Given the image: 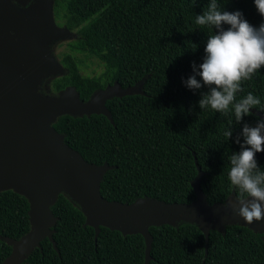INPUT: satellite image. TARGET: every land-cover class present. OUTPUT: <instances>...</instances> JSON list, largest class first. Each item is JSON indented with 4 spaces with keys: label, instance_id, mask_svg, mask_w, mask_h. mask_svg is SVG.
I'll list each match as a JSON object with an SVG mask.
<instances>
[{
    "label": "trees",
    "instance_id": "trees-1",
    "mask_svg": "<svg viewBox=\"0 0 264 264\" xmlns=\"http://www.w3.org/2000/svg\"><path fill=\"white\" fill-rule=\"evenodd\" d=\"M210 0H55V16L77 39L71 53L99 57L105 70L87 78L74 55L62 65L66 76L54 83L58 92L74 89L83 103L107 88L142 83V94L106 101L108 115L59 116L52 129L66 147L96 167L108 166L99 184L108 203L132 206L143 199L191 206L198 196L209 206L224 205L239 192L228 179L230 156L238 153L247 123L264 119V68L242 84L237 100L249 92L261 105L239 123L234 113L202 110L207 86L189 89L185 81L205 58L211 30L195 23ZM222 11H240L252 26L264 23L254 0H218ZM230 26L224 25L227 30ZM200 80V77H197ZM203 84V81L200 80ZM231 129L232 138L224 133ZM264 170V153H257ZM32 205L15 190L0 191V264L32 231ZM55 219L51 237L43 238L21 264H264V235L248 226L230 225L205 234L197 225L150 226V249L144 234L87 224L86 214L59 194L50 207Z\"/></svg>",
    "mask_w": 264,
    "mask_h": 264
},
{
    "label": "rangeland",
    "instance_id": "rangeland-1",
    "mask_svg": "<svg viewBox=\"0 0 264 264\" xmlns=\"http://www.w3.org/2000/svg\"><path fill=\"white\" fill-rule=\"evenodd\" d=\"M54 7L55 0H2L0 4L2 9L0 23L5 21L7 24L24 28L27 42H33L31 52L27 50L23 55L27 60V66L25 70L18 72L17 76L19 80L21 77L19 82L27 101L33 104L56 105V109L52 108L47 112L49 115L47 127L51 128L54 121L65 114L108 115L105 106L107 100L142 94V83L127 89L115 84L105 91L96 93L88 103L81 102L72 88L58 92L54 88V83L66 76L62 61L69 54L74 55L80 73L87 78L101 76L105 65L95 55L71 53L68 45L77 39V34L65 28L63 19L55 16ZM30 53L33 57L28 55ZM22 135L23 133L16 134L18 144L8 142L0 145V191L11 189L29 198L32 204V231L19 242L7 241L12 245L14 252L5 264H21L43 238L51 237L55 219L50 207L59 194H64L78 206L86 214L87 224L96 230L100 226L113 223L114 228L124 234L134 232L133 227L143 232L148 250L150 246L148 228L162 224L179 226L183 223H192L205 234L211 230L224 232L230 225H244L264 235V221L249 225L231 208L225 207L236 200L234 196L224 205L209 206L199 188L202 175L194 182L198 199L192 206L168 205L150 199H143L132 206L108 204L98 195L99 182L107 170L106 167L100 169L88 167L74 153L66 150L61 138L58 140L44 138L43 141L55 142L35 143L36 151L43 154L46 165L43 171L32 170L33 164L30 168L25 159L16 153L17 146L21 145L19 141H23Z\"/></svg>",
    "mask_w": 264,
    "mask_h": 264
},
{
    "label": "clouds",
    "instance_id": "clouds-1",
    "mask_svg": "<svg viewBox=\"0 0 264 264\" xmlns=\"http://www.w3.org/2000/svg\"><path fill=\"white\" fill-rule=\"evenodd\" d=\"M254 2L259 14L264 16V0ZM195 23L211 30V34L203 63L199 67L193 64L194 74L185 85L192 90L207 86L209 92L202 95L199 107L211 108L223 115L234 113L239 123L261 105L260 98L251 92L239 100L237 94L243 91V82L264 68V23L256 28L240 11H222L218 0H210L203 14L196 16ZM224 25L230 27L226 30ZM224 135L230 139L233 132L229 129ZM242 137L243 143L240 136L236 137L241 150L230 156L228 173L230 184L240 195L225 207L251 225L264 221V170L256 160L257 153H264V119L258 120L255 126L244 123Z\"/></svg>",
    "mask_w": 264,
    "mask_h": 264
},
{
    "label": "water",
    "instance_id": "water-1",
    "mask_svg": "<svg viewBox=\"0 0 264 264\" xmlns=\"http://www.w3.org/2000/svg\"><path fill=\"white\" fill-rule=\"evenodd\" d=\"M2 14H0L1 16ZM2 24V23H0ZM27 37V36H26ZM27 40V39H26ZM1 44H4V41L0 42V45ZM28 49L25 48L22 50V52L20 54H11L12 56H16V58H23V55L24 53H26ZM0 93L1 95L4 97V101L7 103V104H14L15 108H16V112L18 113V116H19V119H21L24 123L28 122L29 119L30 120H33L32 123H30L29 125H26L25 126V130H24V133L22 135V140L27 143V145L31 146V148L34 150L36 156H37V162L36 164L33 166L32 170L36 169V170H41L43 171L44 170V166L46 165V160L43 159V154L41 152H38L36 151L37 149V146H35V143L36 144H43L44 142H51V141H54V140H51V141H43L41 140L42 138V132L43 130L45 129V127H47L46 123H47V119H44V117L41 115L42 113L44 114H47V118H48V111H51L52 108L54 109L56 107L55 106H52V104H47V103H44V104H33V103H30L29 101H27L24 97V95L22 94V90L21 89H18L14 84L13 82L6 76L3 74V72L0 70ZM78 96V95H77ZM56 109V108H55ZM55 122V121H54ZM48 129H50V131H52L56 136H57V140L59 138L62 139L61 136H59L53 129H52V125H51V128L48 127ZM26 138V140H25ZM63 141V140H62ZM34 143V144H30V143ZM55 142V141H54ZM16 144H18V141L16 140L15 142ZM14 143V144H15ZM64 144V143H63ZM1 145V143H0ZM65 146V145H64ZM66 147V146H65ZM66 150L71 152V153H74L77 157H79L82 161L83 159L80 157L79 154H77L76 152L72 151L71 149H69L68 147H66ZM81 161V162H82ZM83 163H85L83 161ZM84 165L88 166V167H92V168H102V167H96V166H93V165H89L87 163H85ZM37 167V168H36ZM107 168V170L109 169L108 166H104ZM103 167V168H104ZM106 170V171H107ZM105 171V172H106ZM200 171V175H202V171ZM104 172V173H105ZM104 175V174H103ZM103 177V176H102ZM102 180V179H101ZM101 182V181H100ZM99 182V184H100ZM23 194V193H22ZM25 195V194H24ZM98 195H99V198L105 202L101 196H100V193H99V187H98ZM151 200V199H150ZM141 201V200H140ZM155 201V200H154ZM108 203V202H106ZM138 203V202H137ZM108 204H114V203H108ZM32 205V204H31ZM194 205V204H193ZM192 206V205H191ZM32 211V210H31ZM115 224L113 223H110L108 226L106 227H109L110 229H115L114 228ZM119 230V229H118ZM148 231V230H147ZM133 233V232H132ZM143 233V232H142ZM131 234V233H130ZM148 234V233H147ZM150 242H151V238H150ZM149 249H150V246H149ZM13 255V254H12ZM5 264V263H4Z\"/></svg>",
    "mask_w": 264,
    "mask_h": 264
},
{
    "label": "crops",
    "instance_id": "crops-1",
    "mask_svg": "<svg viewBox=\"0 0 264 264\" xmlns=\"http://www.w3.org/2000/svg\"><path fill=\"white\" fill-rule=\"evenodd\" d=\"M25 29L15 24L10 25L4 21L0 24V42L4 41V44L0 45V70L6 75L13 84L23 91L20 80L17 73L21 70H25L27 66V60L23 58H16L11 54H20L23 49L27 48L31 52V46L33 42H27ZM1 55L3 58H1ZM31 57L33 55L28 54ZM5 58V59H4ZM14 62V63H11ZM20 81V82H19ZM1 98L4 101V97L0 93V143L16 142V134H14L11 129H9V122L11 113L8 109L2 106ZM4 103H6L4 101Z\"/></svg>",
    "mask_w": 264,
    "mask_h": 264
},
{
    "label": "bare ground",
    "instance_id": "bare-ground-1",
    "mask_svg": "<svg viewBox=\"0 0 264 264\" xmlns=\"http://www.w3.org/2000/svg\"><path fill=\"white\" fill-rule=\"evenodd\" d=\"M1 56L3 57L5 55H1ZM1 101H2V106L5 109H8L11 113L10 122H9V129H11V131L14 134L21 135L22 133H24L25 126L32 123L33 120L29 119L28 122L24 123L21 119H19L18 113L16 112V108L14 107L15 106L14 104L4 103L2 98H1ZM41 115L44 117V119H47V114L42 113ZM18 129H20V130L18 131ZM44 138H46V139L55 138L57 140V136L52 131H50V129H48V127H45V129L42 132L41 140ZM19 142H21V145L17 146L16 153L21 155V157L25 159V162H27L28 166L31 168L32 164H33L32 166H34L36 164L37 156H36L34 150L31 148V146L27 145V143H25L24 141H19ZM82 163H83V161H82ZM83 164H85V163H83ZM20 175H22V174H20Z\"/></svg>",
    "mask_w": 264,
    "mask_h": 264
},
{
    "label": "flooded vegetation",
    "instance_id": "flooded-vegetation-1",
    "mask_svg": "<svg viewBox=\"0 0 264 264\" xmlns=\"http://www.w3.org/2000/svg\"><path fill=\"white\" fill-rule=\"evenodd\" d=\"M1 2H2V0H0V4H1ZM2 9L0 8V11H1ZM3 12V11H2ZM0 14H2V13H0Z\"/></svg>",
    "mask_w": 264,
    "mask_h": 264
}]
</instances>
